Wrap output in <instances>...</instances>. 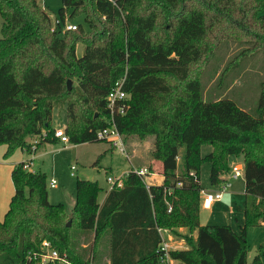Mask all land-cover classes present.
Returning a JSON list of instances; mask_svg holds the SVG:
<instances>
[{"label": "trees", "instance_id": "trees-1", "mask_svg": "<svg viewBox=\"0 0 264 264\" xmlns=\"http://www.w3.org/2000/svg\"><path fill=\"white\" fill-rule=\"evenodd\" d=\"M76 13L87 30L62 31L37 0H0V144L11 152L55 140L54 110L65 111L72 143L102 140L96 132L112 119L124 138H151L147 170L159 165L163 181L146 185L130 169L99 203L97 181L77 179L67 212L48 200L45 172L16 163L0 220V264H56L31 259L44 239L68 264H162V230L184 240L168 249L176 264H248L246 228L264 219V79L256 114L231 98L206 97L200 80L224 39L246 47L221 68L220 82L231 64L264 53V0H61L64 24ZM119 79L127 97L111 109L106 95ZM202 144L212 146L204 156ZM230 155L243 156L238 233L199 220L202 160L217 185ZM250 264L264 263L255 255Z\"/></svg>", "mask_w": 264, "mask_h": 264}, {"label": "rangeland", "instance_id": "rangeland-1", "mask_svg": "<svg viewBox=\"0 0 264 264\" xmlns=\"http://www.w3.org/2000/svg\"><path fill=\"white\" fill-rule=\"evenodd\" d=\"M37 1L47 8L51 15L52 25H56V22L59 21L63 31L64 23L58 15L61 0ZM64 21L66 23L80 24L84 29H88L81 13H76L72 17L66 14ZM1 24L2 18L0 16V28ZM243 47H246V45L236 42L234 39L222 40L211 59L203 68L200 82L203 89L208 87L205 90L206 97H212L214 94V96L231 98L240 107L256 114L260 83L264 79V53L262 51L248 54L244 58H241L237 65L231 64L227 75L223 76L222 82L218 78L221 68ZM82 49L83 44L78 43L76 46L77 54ZM213 71H215V74L207 82V76ZM213 79L215 80L212 83L211 80ZM52 120L56 128L64 127L66 122L65 111L54 110ZM133 137L124 138L121 136L126 153L118 147L110 148L106 140L80 143H72L68 140V142L63 144L58 139H55L50 142H43L35 146V150L31 153L26 151L24 154L26 157L32 158L34 162L30 165L32 169L39 167L41 171L46 173L48 200L51 203H63L67 212H70L75 201L77 179L96 180L100 186L98 198H101L104 191L111 186L108 182V177L121 178L131 169L129 159H132L134 156V152L131 149H135L136 145L145 140L151 142L150 137L142 139ZM5 145L0 144V199L7 183L5 181L7 172L2 164V160L10 159L17 149L20 151L19 147H17L11 152H7V145ZM1 149H4V152ZM200 149L201 155L204 156L212 149V146L210 144H202ZM228 162L230 169L227 174L229 175L234 165L243 164V156L230 155ZM71 166H74V169ZM209 170L210 163L203 159L200 167V184L205 191H218L220 190V186L209 182ZM241 172L242 174L238 178L229 179V186L220 200L214 201L209 207H204L200 204L199 219L202 222L217 225L229 224L238 232L240 231V226L243 224L244 208L243 167H241ZM51 179H55L56 181L54 186L50 185ZM12 188L14 191L13 184ZM176 229L179 232L183 231L179 227ZM161 232L163 239L167 243V249L179 244L181 246L185 245L184 240L178 238L177 235L163 230ZM245 240L247 263L250 264L255 255H259L264 263V219L259 225L248 226L246 228Z\"/></svg>", "mask_w": 264, "mask_h": 264}, {"label": "built area", "instance_id": "built-area-1", "mask_svg": "<svg viewBox=\"0 0 264 264\" xmlns=\"http://www.w3.org/2000/svg\"><path fill=\"white\" fill-rule=\"evenodd\" d=\"M76 29V24L73 23H65L63 30H74ZM127 97V94L122 90V80H117L114 85L111 87V89L108 91L106 95L107 99V105L109 108L112 109L113 104L117 100H122ZM122 111V110H121ZM54 135L59 138V141L62 143H66L69 140V137L67 133L65 132L64 128H55ZM121 133L115 126L114 122L109 120V124L106 127H103L96 132V137L98 139L106 140L112 147H118L121 151L125 152V147L121 139ZM35 150V145H32L30 152ZM32 165L31 161H27L25 164V167L27 169H32L30 166ZM72 169H74V166H71ZM133 171L141 176L144 180L148 173L146 166H139L134 167ZM242 174L241 172V166L240 164L234 165L233 169L231 170L229 176L227 178H224L223 181L217 185L220 186V190L210 192L205 191L201 189L200 196H201V204L204 207H209L214 201H218L223 197V193L225 192L226 188L229 186V179L230 178H238ZM108 182L111 184V187L113 185L120 186L122 184V178H113L108 177ZM56 184L55 179L50 180V185L54 186ZM170 210V208H169ZM160 262L162 264H176V261L172 259L168 254L167 249V243L165 240L162 241L160 245ZM31 259H34L35 261H38L40 263H46V262H52L56 264H68L69 262L66 260L65 256H61L60 253L56 248L52 246L50 241L44 239L40 242L39 250L36 252H33L31 254Z\"/></svg>", "mask_w": 264, "mask_h": 264}, {"label": "crops", "instance_id": "crops-1", "mask_svg": "<svg viewBox=\"0 0 264 264\" xmlns=\"http://www.w3.org/2000/svg\"><path fill=\"white\" fill-rule=\"evenodd\" d=\"M52 125L54 128H56V126H54V121L52 120ZM65 125V124H64ZM58 128V127H57ZM64 128V127H63ZM55 139H58L57 137H55ZM27 142H31L34 141V137L29 136L26 138ZM65 144V143H63ZM6 146V145H5ZM110 148H113L110 143H109ZM152 142H150L149 140H145L144 142H140L138 145H136L135 149H131L134 152V156L132 157V159H129L130 164H131V169H133L134 167H139V166H148L150 163V151L152 150ZM4 152V149H1ZM18 149L12 154V157L8 160L3 161L2 160V164L5 168V171L7 172V177L5 179V181L7 182L5 184V191L4 193H2V197L0 199V220L3 218L5 211L8 208V204L10 201V197L11 195H13L14 191L12 188V184L13 182L11 181V171L12 168L14 167V165L18 162H25V161H31L32 163H34L32 161L31 157H26L25 156V152L29 151L26 148H20ZM30 152V151H29ZM31 153V152H30ZM145 154V155H143ZM241 167H243V164H240ZM39 168V167H37ZM40 169V168H39ZM160 166L156 165V169L155 172L150 173L149 175L146 176L145 181H146V185H151V184H161L163 181V175L159 172ZM73 174V173H72ZM225 173L223 175L224 178H227L229 175ZM11 182V183H10ZM111 186H109L103 193V195L101 196V198H98V202L101 203L105 196L107 195L108 191L110 190ZM12 193V194H11ZM213 204V203H212ZM200 220V219H199ZM262 222V221H261ZM201 224H210V223H204L200 220ZM235 232L238 233V231L236 229H234L233 227H231ZM180 230H184L183 227H179ZM163 236V235H162ZM177 247H185V246H181L180 244L177 246H174V248Z\"/></svg>", "mask_w": 264, "mask_h": 264}, {"label": "water", "instance_id": "water-1", "mask_svg": "<svg viewBox=\"0 0 264 264\" xmlns=\"http://www.w3.org/2000/svg\"><path fill=\"white\" fill-rule=\"evenodd\" d=\"M71 83H72L71 79H68V80H67V88H68V89H70V87H71ZM69 223H70V221L67 222V224H69Z\"/></svg>", "mask_w": 264, "mask_h": 264}]
</instances>
